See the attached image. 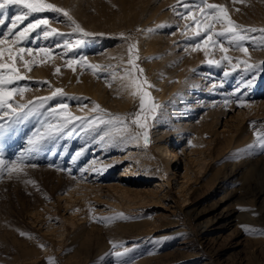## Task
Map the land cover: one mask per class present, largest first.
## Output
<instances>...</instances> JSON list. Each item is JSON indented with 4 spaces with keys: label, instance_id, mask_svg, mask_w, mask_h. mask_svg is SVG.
Returning a JSON list of instances; mask_svg holds the SVG:
<instances>
[{
    "label": "rangeland",
    "instance_id": "rangeland-1",
    "mask_svg": "<svg viewBox=\"0 0 264 264\" xmlns=\"http://www.w3.org/2000/svg\"><path fill=\"white\" fill-rule=\"evenodd\" d=\"M47 2L67 10L91 35L74 31L67 17L51 10L29 14L13 29L18 33L38 19L49 20L13 46L34 50L25 56L31 71L18 63L26 78L12 86L29 91L14 97V106L52 98L43 108L20 111L24 118L10 128L7 121L14 115L0 121L6 124L0 158L7 163L25 157L19 174L0 172V264H264V36L247 33L256 37L247 42V57L230 49L233 67L218 47L206 55L191 46L207 33L196 36L188 27L193 21L177 13L186 4L199 19L201 0ZM208 2L226 6L244 28L264 29V0ZM26 11L20 5L0 9V35L13 39L8 28ZM52 28L64 35L45 38L44 31ZM213 39L228 46L227 37ZM132 45L136 50L129 53ZM40 48L50 49L54 58L43 56ZM132 57L142 73L131 67ZM72 59L79 63L69 67ZM125 68L152 87L141 89L149 93L140 113L145 128L131 126L141 139L120 144L101 139L106 132L116 135L114 126L81 120L103 116L93 111L96 105L128 121L139 112V93L137 106L126 105ZM163 69L181 75L183 114L187 127L198 129L190 135L197 142L169 135L173 104L165 107L157 94L167 79ZM56 89L62 94L53 96ZM68 115L80 119L56 133L55 126ZM50 130L51 138L40 139Z\"/></svg>",
    "mask_w": 264,
    "mask_h": 264
},
{
    "label": "snow or ice",
    "instance_id": "snow-or-ice-1",
    "mask_svg": "<svg viewBox=\"0 0 264 264\" xmlns=\"http://www.w3.org/2000/svg\"><path fill=\"white\" fill-rule=\"evenodd\" d=\"M243 2V0H233V3ZM7 5H20L23 9H26V12H21L15 16L11 27L8 28V33L12 35L14 38L9 40L7 35H0V110L6 109L7 112H0V121L3 120L5 115H14L15 118L7 121V127L10 128L15 124H18L24 117L19 115V112L23 109L27 108L29 112L36 109L37 107L43 108L48 100L52 97H38L36 101H29L27 104H17L14 106L15 101L14 97L23 96V94L29 91L28 88H17L13 87L17 81L25 80V76L21 74V69L18 66V63L23 66L24 69L31 71L32 64L30 61L25 59V56H33V49L19 47L15 48L13 46L17 45L20 41H22L27 33L31 30H35L40 25H49L48 19H38L35 22L26 26L25 29L19 31L18 33H14L13 29L16 28L17 22H23L24 19L28 17L31 13H41L47 10H51L53 12L62 13L63 16L67 17L72 25L74 26V31L82 33L84 36L91 35L88 32H85L81 26L76 23L75 20L72 19L70 13L61 8L57 7L51 3H48L47 0H0V9H4ZM180 7L184 8V12L177 13L181 15L182 19H191L193 21L192 25H189L190 28H195V35L201 36L202 33H207L205 38L202 41H199L192 46L194 50H203L205 54H208L209 49L219 48V50L224 53L222 59L227 61L229 64H232L235 67L232 59L228 56V52L230 49L240 51L244 56H249V41H255V36H248L249 32H257L259 31L262 36H264V29H254V28H244L243 26L238 25L235 21L230 18L229 11L226 6L219 5L215 3H209L208 0H201L200 4L197 6V11L200 13V18L196 19V12L189 11V5L181 4ZM175 10V9H174ZM239 11V9H236ZM4 23V19L0 18V24ZM220 25L221 31L216 32L215 26ZM44 37L47 38L51 35H64L63 33H58L57 29L52 28L51 31L45 30L43 33ZM227 37L228 46H225L223 42L219 39L214 40L213 37ZM211 42V43H210ZM79 43V42H78ZM12 45V46H9ZM59 47V45H57ZM64 46H68V42L65 41ZM261 48H264V44H261ZM136 50V45H132L129 48V53H132ZM39 52L43 54V56L54 58V54L50 49L40 48ZM136 57H132L129 61L132 68H135L137 72L142 73V68H137L135 64ZM214 61L209 59L208 63L212 64ZM79 63L78 59H72L67 61L69 67H72ZM84 63L87 64V60H84ZM216 64H220V61H215ZM239 63L245 64L247 68H254L255 65L248 64L247 61H239ZM93 70H97L100 68V65H88ZM56 73L60 72V68H56ZM128 77L132 80L135 85L137 92L141 95V104L139 108V112L133 116V118L128 121L127 117L115 116L111 113L105 112L99 105H96L93 111H98L100 113H104L103 116L94 117L91 121L81 120V124H91V125H110L115 127L116 135H113L111 132L104 133L101 136L103 140L105 137H108L111 142L116 143H126V142H135L141 139V134L136 133L132 129V125L140 129L145 128V122L141 118L140 113L145 111L146 101L145 98L149 97V93L146 91H141L144 86L152 87L145 79L142 82H138V78L133 74L131 70L127 73ZM225 75H228L225 72ZM62 89H56L52 95H61ZM238 105L240 107H244L245 104L243 102L238 101ZM67 104L59 105L60 109H68ZM155 104H150V111L155 110ZM55 112V109L52 110ZM28 115V113H25ZM59 115V113H57ZM105 116L107 119H105ZM80 118L73 117L68 115L63 118L62 122L55 126V132L59 133L64 131L67 128L68 124L76 121ZM6 131V124L0 122V134H3ZM51 130L47 132L44 136L40 137V139H48L52 136ZM258 137H261L259 132L256 133ZM142 138L145 144L150 142L149 135L147 131L142 133ZM264 140V137H261ZM29 143H33V141H29ZM36 144H39V140L35 141ZM25 167V157L21 156V158L17 161L5 162L3 158H0V172L6 173L7 175H12L13 173L19 174L23 171ZM112 218H100L101 221L107 222ZM21 236H26L24 232H20ZM117 256L121 255L120 252L116 253ZM49 264H53L52 261H49Z\"/></svg>",
    "mask_w": 264,
    "mask_h": 264
},
{
    "label": "bare ground",
    "instance_id": "bare-ground-1",
    "mask_svg": "<svg viewBox=\"0 0 264 264\" xmlns=\"http://www.w3.org/2000/svg\"><path fill=\"white\" fill-rule=\"evenodd\" d=\"M154 46L156 47L157 43L153 42V47ZM120 53H123V50H120ZM121 71L123 74H126L127 68H125L124 70L122 69ZM163 71L167 75V79H166V81H164L162 83V86H161L162 89H160V91L157 94H159V97H162L165 99V103H164L165 107H167L168 104H171V103L173 104V107L171 108V111L169 114V120H167L168 126L170 128L169 135L170 136L172 135V137H174V138L180 137L179 139L185 138L190 143H193V141H195L194 139H196V138L191 139L190 135H191V133H193V134L198 133V129L190 130L187 127V124L185 121L186 119H185V116L183 113H184L185 107L187 106V104H186L187 102L186 103L183 102L182 101L183 98L182 97L180 98V96H182V95L184 96V94H186L185 93L186 90H185L183 83H182V80L180 78L181 75L180 76L177 75L176 72H171V71L168 72L167 69H163ZM125 77H126V79H124L125 83L124 82L123 83L126 85V86H124L126 89V92H124L126 105H127V108H130V107L132 108L134 106H137L136 102L138 100V97H137L138 92H137V89H136L135 85L133 84L132 80L128 77V75ZM125 77H123V78H125ZM125 89H124V91H125ZM177 99H178V101H177ZM180 101H182V102H180ZM165 125H166V123H165ZM161 139L163 140L164 138H161ZM195 142H197V141H195ZM194 146H195V143H194ZM157 147L160 149L162 146L157 145ZM160 152L164 155L165 154L169 155V158L171 157L170 159H172V161H173V157L171 156L170 153H168L167 149L165 152H163V150L160 149ZM174 155H176V153ZM166 263H164V264H166ZM170 264H172V263H170Z\"/></svg>",
    "mask_w": 264,
    "mask_h": 264
}]
</instances>
